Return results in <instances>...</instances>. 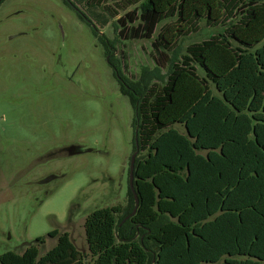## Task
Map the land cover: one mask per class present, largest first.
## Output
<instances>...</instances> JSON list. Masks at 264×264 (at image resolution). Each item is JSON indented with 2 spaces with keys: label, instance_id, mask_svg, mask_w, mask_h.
<instances>
[{
  "label": "trees",
  "instance_id": "trees-1",
  "mask_svg": "<svg viewBox=\"0 0 264 264\" xmlns=\"http://www.w3.org/2000/svg\"><path fill=\"white\" fill-rule=\"evenodd\" d=\"M126 1L120 6H139L118 19L123 27L115 24L111 40L62 0L91 28L134 107L137 212L127 218L136 203L128 178L126 207L85 216V253L53 229L48 250L38 237L20 253L0 254V264H264V0ZM168 19L153 42L157 66L128 78L119 37L151 39ZM203 21L224 30L179 57L181 40Z\"/></svg>",
  "mask_w": 264,
  "mask_h": 264
},
{
  "label": "rangeland",
  "instance_id": "rangeland-1",
  "mask_svg": "<svg viewBox=\"0 0 264 264\" xmlns=\"http://www.w3.org/2000/svg\"><path fill=\"white\" fill-rule=\"evenodd\" d=\"M73 1L111 40L118 19L139 6ZM103 5L118 15L111 17ZM168 21L151 39L119 37L116 55L128 78L157 66L153 42ZM223 30L203 21L183 37L178 56ZM134 119L101 43L62 0L0 2V254L20 253L38 237L45 238L38 244L44 252L56 243L47 237L53 229L67 231L77 249L87 251V213L128 204Z\"/></svg>",
  "mask_w": 264,
  "mask_h": 264
},
{
  "label": "water",
  "instance_id": "water-1",
  "mask_svg": "<svg viewBox=\"0 0 264 264\" xmlns=\"http://www.w3.org/2000/svg\"><path fill=\"white\" fill-rule=\"evenodd\" d=\"M138 137L136 135L135 137V143H136V151L133 153L132 157H131V162H130V176H129V181H130V187L134 193V196H135V207L133 209V211L131 212L130 215L127 216V218H129L130 216L134 215L136 212H137V209H138V206H139V198H138V195L136 193V190H135V186H134V168H135V160H136V156L139 152V142H138Z\"/></svg>",
  "mask_w": 264,
  "mask_h": 264
},
{
  "label": "flooded vegetation",
  "instance_id": "flooded-vegetation-1",
  "mask_svg": "<svg viewBox=\"0 0 264 264\" xmlns=\"http://www.w3.org/2000/svg\"><path fill=\"white\" fill-rule=\"evenodd\" d=\"M93 34V33H92Z\"/></svg>",
  "mask_w": 264,
  "mask_h": 264
}]
</instances>
